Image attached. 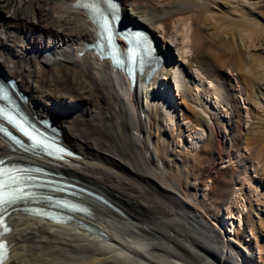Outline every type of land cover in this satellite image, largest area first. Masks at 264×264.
I'll list each match as a JSON object with an SVG mask.
<instances>
[{"label":"bare ground","instance_id":"obj_1","mask_svg":"<svg viewBox=\"0 0 264 264\" xmlns=\"http://www.w3.org/2000/svg\"><path fill=\"white\" fill-rule=\"evenodd\" d=\"M104 1H115L126 21L143 28L154 43L160 27L166 38L181 35L182 56L190 55L189 66L196 64L213 85L202 87V78L186 84L185 94L205 112L211 109L205 97L214 98L215 109L224 105L230 118L224 122L221 109L204 118L187 103L185 118L207 129L209 139L196 153L172 148L185 138L182 126L170 124L154 93L149 102L142 98V90L153 89L158 75L172 73L171 67L146 68L132 87L107 60L86 49L97 40L98 29L80 0H0V79L10 76L24 94V111L52 122L60 143L77 154L48 156L0 134V156L33 161L100 196L77 191L73 198L86 213L67 212L64 221L11 209L5 216L8 230L1 235L9 248L0 264H264V225L244 219L243 227L227 237L220 215L222 210L232 215L245 183L260 197L255 180L263 175L264 127L256 126L245 137L237 85L212 61L229 53L222 54L219 46L240 35L250 56L239 51L238 42L232 53L243 59L239 71L246 74L255 67L251 61L264 54V0ZM162 47L164 54L156 50L154 55L168 64L170 47ZM259 71L264 79V69ZM241 75L242 94L264 101V90H251ZM195 111L194 119L190 113ZM191 134L189 142L195 145ZM224 159L229 166L220 168ZM33 205L65 212L47 201L20 206ZM250 222L253 240L247 244L242 238Z\"/></svg>","mask_w":264,"mask_h":264},{"label":"rangeland","instance_id":"obj_2","mask_svg":"<svg viewBox=\"0 0 264 264\" xmlns=\"http://www.w3.org/2000/svg\"><path fill=\"white\" fill-rule=\"evenodd\" d=\"M125 12L128 15L126 10H125ZM162 30H163L162 27L155 29V31L153 30L155 32L154 37H155V41L157 44L156 50L158 53L163 52L162 54H164V50H162L161 48H163L162 47L163 45H167L168 48L170 47L168 51H169V54H171V55H170V58H168V60H167L168 64L166 63V60L163 59L164 61L160 60L158 67L161 71L162 70L164 71V69H168L171 67L173 72L168 73L167 75L162 74V73L159 74L158 75V78H159L158 81L159 82L154 84L153 89H151L152 85H150L149 88H147L148 90L149 89L150 90L147 92L142 90V98H143V101L149 102L150 97L154 93V96H153L154 99L153 100L156 103L160 104L163 107L164 111L168 114L169 119H170V120L168 119V121L170 122V124L171 123L175 124L178 121L180 123V125L182 126V128L184 130L185 138H180V140L178 141L179 143H177V145H173L172 148H174L178 151H179V149H184L188 152L190 151L192 153H196V152L200 151L204 147L205 143L208 141L209 131L207 129H205L204 127L202 128L194 120H190V119L185 118L184 113H185V111L188 112L186 104L187 103H188L187 105L190 104L188 107H192V108L195 107V109H198L200 114L204 118H208V119L210 118V113L215 114L214 110L219 111L221 109V111H224V114L222 116V119L224 122H227L229 120L230 114H227V112H226L227 107H225L224 105H222L220 103L217 104V108L215 109V100H214V98L212 99V97H210V96H206L205 98H206V100L209 101V103L211 105V109L208 110V112H205L201 108L198 107V105L196 104L198 102L190 99L188 97V95L185 94L186 84L192 85L193 82L199 83L200 82L199 80H201L202 78H204L203 79L204 83H202V85H201L202 87L208 86L211 88V87H213V85L209 84L210 82L207 79H205L204 74L200 71V69L197 66H195L196 64H193L191 67L189 66L190 55L189 56L188 55L182 56L181 52L184 49V45L182 44V41L180 39L181 35L178 36L179 38L178 37L166 38L165 34L162 33ZM224 33L225 32H221L219 34L222 35L224 38V35H225ZM179 34L180 33H178V35ZM238 42L241 46V48L239 47V51L241 50V51L245 52V54H247V56H250L249 52H248L249 49H247L245 43L243 42V39L239 35L238 37L234 36V39H233V37H231V41L229 43L222 44V46H219L218 47L219 49H217L222 54L226 51L227 52L229 51V53H226V55L220 60H215V62H214V60H212V61L214 63L215 68H218V67L220 68L222 66V68H221L222 71L226 72L229 79L231 78V84L237 85V86H235V92L237 94L239 106L242 110V115H243L240 126H242L241 127L242 133L246 137L248 134H249V136H251V134H253V132H254L253 129L256 126L259 125V127L256 128L258 130L259 129L261 130L262 129L261 127H264V118H263V120L261 119V116L264 117V110H263L264 109V105H263L264 101L262 98H258V97H255L254 99L249 98L247 95H243L241 92V86L239 85L238 78L242 74V73H240L241 71H239V69H242L241 65H242L243 59L240 58L238 53H235V54L232 53L238 47ZM263 58H264V54L263 55L261 54V57L259 59L251 61L255 67L251 68L250 69L251 71L249 70L247 72L248 74L247 73L242 74L243 76L246 75V79H245L246 82L244 81L245 77L243 78L242 75L240 77L241 80L249 88H251V90L255 89L254 91H256V92L257 91L259 92L262 89L264 90V79L262 77L263 73L261 74V72L259 71V70L264 69L263 65L262 64L260 65V63H263V61H264ZM223 63L225 64V67L223 66ZM226 64H227V66H226ZM257 72L260 73L258 76H257V74H258ZM255 74L257 77L255 76ZM174 75L175 76L177 75L180 78H178L177 76L175 77ZM251 76H252V78H251ZM253 76H255V77H253ZM247 78H249L250 80ZM258 79H260V80H258ZM180 80H181V82H180ZM182 82L184 83V85ZM200 90H203V89L200 88ZM262 95H263V93H262ZM186 97H188V98H186ZM191 102H192V104H191ZM251 104L253 107H255V109L253 108V112L251 111L252 110ZM262 105H263V107H261ZM182 109H184V111ZM253 113H255L256 115L255 114L254 115L256 117L260 118L261 121H263V124H262V122H261V124L256 123V119L253 117ZM190 115L193 118L194 117L197 118L196 117L197 116L196 111H195V113H193V112L190 113ZM199 121L201 124L202 120H199ZM261 125H263V126H261ZM191 133H193V134H191ZM194 133H195L197 143L195 145H192V144H190L189 137L187 135H190V134L194 135ZM199 133H202V136L200 138H198ZM89 138H91L92 141H96V142L98 141L99 143L98 142L97 143L99 145L102 144L101 146L104 145L103 143H101L99 141L100 139H98V137H96V136H92V135L90 136L89 135ZM261 148L262 149L264 148V141H262V143H261ZM262 151L263 150H259L260 153H262ZM202 155H203V153H202ZM262 158H264V157H262ZM19 160H24V159H19ZM25 161H29V160H25ZM223 161L224 162L222 164H220V168H226L227 166H229V162L227 159H224ZM179 168H180V166H179ZM263 170L264 169H262L263 175L259 174L255 180V185L258 186V188H260V190H261L260 197L257 198L255 193L252 195L251 192L249 191L248 184L245 183L241 186L242 190H241L240 194L238 195V200H237L238 202L236 204H234V212L232 213V215H227L225 210H222L223 212L221 211L220 215L225 217L223 219V221H224V230L226 231L227 237H231L232 233H234V230L236 229V227L238 225L243 227L244 219H246V220L249 219V221H250V218H251V219H254L256 221L257 226H259L258 225L259 223L261 225H264V171ZM208 181H207V185H208L207 188H209L210 185L212 184L211 180H208ZM200 194H201V192H200ZM249 199H251L252 202H250ZM161 212H162L161 210H156L157 214L158 213L160 214ZM127 221L132 222L133 224H136L131 219H128ZM250 227H251V222L248 223L246 226L247 236H244L242 238V240L247 244H249L253 240V232H252ZM251 238H252V240H251Z\"/></svg>","mask_w":264,"mask_h":264},{"label":"snow or ice","instance_id":"obj_3","mask_svg":"<svg viewBox=\"0 0 264 264\" xmlns=\"http://www.w3.org/2000/svg\"><path fill=\"white\" fill-rule=\"evenodd\" d=\"M8 170L7 169H2L0 170V174L6 173ZM4 187V184L2 182H0V188ZM22 191V190H21ZM8 229H5V231H7ZM0 249H5V245L3 243H0ZM4 255H6V250L3 253Z\"/></svg>","mask_w":264,"mask_h":264}]
</instances>
